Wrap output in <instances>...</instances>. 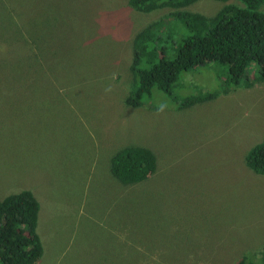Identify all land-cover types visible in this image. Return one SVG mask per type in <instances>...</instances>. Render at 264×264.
I'll use <instances>...</instances> for the list:
<instances>
[{"label": "rangeland", "instance_id": "1", "mask_svg": "<svg viewBox=\"0 0 264 264\" xmlns=\"http://www.w3.org/2000/svg\"><path fill=\"white\" fill-rule=\"evenodd\" d=\"M232 2L179 10L213 16ZM172 10L0 0V199L28 189L38 200L36 264H237L263 247L264 175L245 156L264 136V82L222 91L227 67L208 62L179 74L177 101L154 89L125 103L135 35ZM165 29L185 35L177 18ZM129 145L152 150L157 168L123 184L110 160Z\"/></svg>", "mask_w": 264, "mask_h": 264}, {"label": "trees", "instance_id": "2", "mask_svg": "<svg viewBox=\"0 0 264 264\" xmlns=\"http://www.w3.org/2000/svg\"><path fill=\"white\" fill-rule=\"evenodd\" d=\"M194 1L128 0L132 8L143 12L161 7L174 10L146 25L134 37L129 66L133 86L125 99L127 105L144 104V98H150L154 89L177 101L173 88L179 74L208 62L227 67L222 91L264 82V0L228 3L213 16L179 10ZM176 18L185 29V35L178 39L174 38L175 32L165 29L168 20ZM169 48L174 51L172 57L168 56ZM219 93L215 90L188 95L178 99L177 107H189ZM245 161L251 170L264 175V136L248 150ZM156 168L152 150L138 145L121 148L110 160L111 173L123 184L146 180ZM38 213L39 202L28 189L0 199V264L39 261L43 246L37 231ZM237 264H264V245L256 253L243 255Z\"/></svg>", "mask_w": 264, "mask_h": 264}]
</instances>
